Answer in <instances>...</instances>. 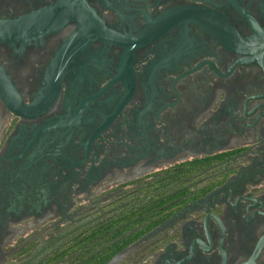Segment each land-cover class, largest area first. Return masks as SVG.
Here are the masks:
<instances>
[{
    "label": "flooded vegetation",
    "instance_id": "af4514ba",
    "mask_svg": "<svg viewBox=\"0 0 264 264\" xmlns=\"http://www.w3.org/2000/svg\"><path fill=\"white\" fill-rule=\"evenodd\" d=\"M140 190L107 264H264V0H0V264H81Z\"/></svg>",
    "mask_w": 264,
    "mask_h": 264
},
{
    "label": "trees",
    "instance_id": "16d2710c",
    "mask_svg": "<svg viewBox=\"0 0 264 264\" xmlns=\"http://www.w3.org/2000/svg\"><path fill=\"white\" fill-rule=\"evenodd\" d=\"M138 192L139 197L133 198L137 202L133 205V211L128 210V205H122L120 211L108 215L104 220L87 228L76 241L70 257L81 264H107L117 254L134 243L157 223L145 225L152 219L160 208L158 197H151L157 191L146 190ZM145 195L141 196V194ZM121 201H129L125 193L120 196Z\"/></svg>",
    "mask_w": 264,
    "mask_h": 264
}]
</instances>
